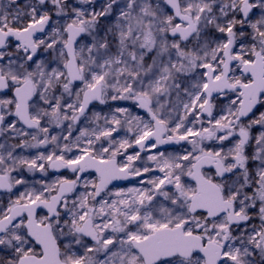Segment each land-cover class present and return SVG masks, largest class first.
<instances>
[{"label": "snow or ice", "instance_id": "snow-or-ice-1", "mask_svg": "<svg viewBox=\"0 0 264 264\" xmlns=\"http://www.w3.org/2000/svg\"><path fill=\"white\" fill-rule=\"evenodd\" d=\"M0 264H264V0H0Z\"/></svg>", "mask_w": 264, "mask_h": 264}]
</instances>
